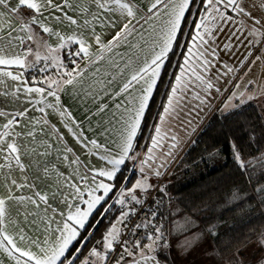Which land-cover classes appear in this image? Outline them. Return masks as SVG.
Here are the masks:
<instances>
[{"label":"snow or ice","instance_id":"snow-or-ice-1","mask_svg":"<svg viewBox=\"0 0 264 264\" xmlns=\"http://www.w3.org/2000/svg\"><path fill=\"white\" fill-rule=\"evenodd\" d=\"M242 3L243 0H206V2L201 0L200 6L205 9V15L196 14L199 23L192 24L195 35L188 34V39L192 44L190 47L184 45L186 56L181 53V41L185 35L182 26L183 28L188 27L185 15L186 13L189 17L193 15L190 7H196V0H170V8L167 4L164 5L168 9L165 13L168 18L162 20L163 27L157 33V38L151 46V58H146L143 66L132 71L130 78L121 89V92H128L135 85H140L141 94L129 101L132 104L131 108H125L128 115L122 117L123 124L117 144L118 152L115 154L98 144L96 140L87 141V137L81 140L82 133L78 134L68 123L71 120V113L67 109H60V97L57 95L61 80H50L48 83V87L55 88V90L48 91L47 95L55 97L56 104L46 102L44 88L25 87L23 89V93L28 97H31L33 93L40 97L37 100H28L33 107L43 105L37 109L43 114L40 118L30 117L31 109L7 112L0 108V117L3 118V122H0V249L11 257L15 264H90L88 259L81 262L79 254L88 237L91 236V230L101 220L95 219L93 224H88L89 218L102 202L105 206L101 209V213L110 212L112 205L107 203L110 198L109 194L115 195L113 189L117 188V175H122L121 166L126 161L136 159L137 136L141 131V124L149 109L153 93L157 90L158 81L163 86L162 71L167 77V71H164L165 62L169 60L170 54L173 58L180 54L183 66L178 65L179 75L173 76L174 86L169 85L170 95L167 96V107L163 108V115L159 117L161 127H155V137L151 140L152 146L148 149L147 158L141 162L142 179L136 180L135 184H129L127 189L117 188L119 196L115 202L120 205L121 215L104 237V252L101 253L93 248L89 254L90 257L105 262V264L109 259V253L116 254V264H124L125 257H132L131 264H149L150 261L153 264H161V261L150 253H155L159 247H169L162 243L165 239L162 226L152 224L153 234L147 237L150 243L146 244L145 248H141L139 242H133L132 247L137 250L133 252L127 247L126 241L122 244L121 228L117 225L124 224L130 216L136 215L135 205L143 203L142 198L137 195L138 191L148 193L152 187L148 183L145 166L153 160L154 149L167 135L162 131V126L176 111L182 99L181 94L194 82H198L196 86L203 85L206 91L213 87L212 83L206 80L200 71H197V68H200L206 73L212 65V60L207 57L210 55L215 58L217 55L215 48L209 45L210 40L213 42L215 40L213 32L217 28V25L212 22L233 20L229 12L237 16L243 15L253 23L249 35L264 38V32L255 27L261 25V20L246 11ZM161 4H164V0H153L147 8V12L152 15L145 19L139 14L138 4L133 0H0V85L5 84V78L26 83L22 72L15 74L7 69L29 67L26 60L29 55L33 54V50L28 48L25 52H19L17 49L26 40L36 42L33 26H37L43 33L56 37L58 43L55 48L45 45L48 51L47 56L36 52L37 62L51 59L56 65L62 66L59 57L51 54L59 52L69 44L78 46L73 52L75 57L89 62H98L104 59V52H111L114 48L128 43L129 37L136 32V26L142 19L145 23L151 19H162L160 17ZM260 8L264 10V3L260 4ZM45 13H48V16H45ZM46 20L55 21L56 24L67 22L69 26H75V29L71 34L63 35L60 31H55L53 27L48 26L45 23ZM118 24V30L108 43H104L101 35L96 34L97 25L102 28H116ZM153 30L155 31V28ZM86 32L91 34L94 44L98 46L96 52L90 51L93 44L89 43ZM19 33H24V35L21 36ZM255 42L259 44L260 40ZM168 67H172L171 63ZM83 71L77 65L73 71L65 72L63 75L67 79L63 80V83L73 85L83 75ZM20 93L21 89L17 87L14 91H0V97H4L5 100L10 97L15 102L20 100ZM254 98V96L249 97V99ZM197 99L200 97L197 96ZM3 103L4 101H0V104ZM201 103L205 101L201 100ZM117 108H120V105H117ZM47 109H52L63 118L68 132L76 138L77 143H82L85 148H88L89 154L95 155L100 150L106 153V155H101L100 159L105 160L110 167L99 170L89 169L92 173L91 177L79 169L74 172L73 177H68L59 171L49 160L53 146L48 138L55 136L58 140H62L63 137L59 135L60 130L46 119ZM103 109L104 106H101L100 110L103 111ZM21 121L24 123L21 124ZM71 124L79 128L75 120H71ZM172 140L175 141L176 137L173 136ZM176 146V143H173L171 147ZM64 151L70 153L72 149L65 148ZM235 158L241 169L252 166V162L246 164L239 152L235 153ZM63 159L67 161L68 156L64 155ZM73 163L79 165L81 163L79 157H76ZM155 174L159 176L160 172L156 171ZM76 176L79 177V182H74ZM121 183H123V178ZM261 191L264 194V189ZM52 201H58L64 207L53 206ZM101 213H97V216ZM152 215L154 218L155 214ZM103 218L101 216V219ZM149 223L141 222L135 224L134 228L146 229ZM186 223L191 226L194 222L186 221ZM86 225L89 231L84 232ZM180 227L183 228V226ZM26 228L32 230L31 235L25 231ZM82 232H84L83 236ZM36 233L40 235L37 236ZM198 240L199 234H194L191 240L181 245L182 255L186 257L195 251V248L200 246L196 243ZM117 244H122V251L119 253H117ZM245 247L248 246L245 245ZM215 251V249L205 250L203 255L211 257ZM137 254L139 259L136 258ZM212 258L215 259V257ZM91 264H95V261ZM163 264H170L167 257H164ZM223 264H264V233L259 234L256 245L251 248L250 255L246 256L243 251L237 249Z\"/></svg>","mask_w":264,"mask_h":264},{"label":"trees","instance_id":"trees-1","mask_svg":"<svg viewBox=\"0 0 264 264\" xmlns=\"http://www.w3.org/2000/svg\"><path fill=\"white\" fill-rule=\"evenodd\" d=\"M198 3L199 0H196V6ZM194 9L190 7L192 13ZM191 18L192 16L188 15L185 17L188 25ZM186 29L182 26L184 33ZM71 59L78 60L74 55ZM174 59L170 54L164 69L167 71V77L163 72V86L159 81L145 115L141 134L150 128L152 135L155 129L170 89L168 86L166 92L164 91L169 83ZM169 63L171 68L168 67ZM74 64L76 65V62ZM69 69L71 71L70 66ZM172 82L173 80L170 83ZM150 140L151 136L149 143ZM233 145L235 147H232ZM236 152H239L246 164L252 162V166L241 169L235 158ZM179 161L182 174L168 191L169 197L161 192L154 193L152 205L156 207L155 225L162 223L163 229L168 232L174 225L176 215L173 210L176 209L179 216H186L199 224L200 230L202 229L207 237V250H216L211 257L207 256L212 259L211 264H223L237 249L243 251L246 256L250 255L259 234L264 233V194L261 191L264 189V113L259 105L248 102L229 113L212 114ZM121 173L122 175H117V188H126L131 183V179L126 182V166ZM117 188L113 190L115 195L111 194L107 201L112 205L110 212L101 213L105 206L103 203L88 222L93 224L95 219L101 220L91 230V236L80 251L81 262L90 258L89 254L93 248H102L105 235L121 214L120 205L115 202L119 196ZM97 213L101 215L97 216ZM101 216L104 218L101 219ZM87 231L88 225L84 232ZM84 232L81 233L82 236ZM189 234L190 232L180 237ZM166 251L167 248L163 247L160 253H156L157 257L162 262L164 257H167L170 264H175L172 256L164 255Z\"/></svg>","mask_w":264,"mask_h":264},{"label":"crops","instance_id":"crops-1","mask_svg":"<svg viewBox=\"0 0 264 264\" xmlns=\"http://www.w3.org/2000/svg\"><path fill=\"white\" fill-rule=\"evenodd\" d=\"M133 2L138 4L140 10L139 14L145 19L152 15V13L147 12V8L150 7L153 0H133ZM165 4H167L169 8L171 7L170 0H164V4L160 5V17L162 19H151L148 20L147 23L142 19L136 26V32L133 36L129 37V42L114 48L111 52H104L103 60L89 62L79 57H75L78 59L75 60L76 67L78 65L79 68L84 71L83 75L80 76L73 85H66L63 83V80L67 79L63 74L67 71L70 72L69 59H71L73 52L78 46L69 44L59 52L51 54L59 57V60L62 61V66L56 65L51 59L47 61L40 60L37 62L35 60L36 52H39L42 56H47L48 51L45 45H51L55 48L58 46V43L56 37L43 33V31L37 26H33L36 33V42L26 40L25 43L20 45L17 49L19 52H25L28 48L33 50V54L29 55L26 60V64L29 65V67L26 69L16 67L7 69L15 74L22 72L23 79L26 83H20L5 78V84L0 85V91H14L15 88L19 87L21 89L20 100L13 102L10 97L6 100L4 97H0V101H4L3 104H0V108H3V110L7 112L31 109V111H29V116L34 119L40 118L43 114L37 109L43 107V105H36L33 107L31 103H28V100H37L40 99V97L35 93H33L31 97H28L23 93V89L25 87L44 88L46 102L56 104L55 97L47 95L48 91L55 90V88H49L48 83L50 80H61L60 88L57 90V95L60 97L59 107L61 110L67 109V111L71 113V120H75V122L79 124V128H75V125L71 124V120H69L68 123L78 134L82 133L81 140H83L84 137H87V141L96 140L98 144L109 149L112 154H115L118 152L117 144L119 143V132L123 124L122 117L128 115V113L125 112V108H131L132 104L129 101L133 97L141 94L140 85H135L133 88L129 89L128 92H121V89L123 84L130 78L132 71L143 66L146 58H151V46L157 38V33L163 27L162 20L168 18L165 15L168 10L164 7ZM69 14L75 15L73 13ZM45 16H48V13H45ZM45 23H47L48 26L53 27L55 31H60L63 35H69L75 29V26H69L67 22L64 24H56L55 21L46 20ZM118 28L119 24L116 28H102L97 25L96 34L101 35V39L104 43H108L113 38V35ZM153 28H155V31ZM19 35L23 36L24 33H19ZM85 35L88 38L89 43L93 44L90 51L96 52L98 46L94 44L91 34L86 32ZM17 43L19 42L17 41ZM137 45L138 47H135ZM129 61H131V63H129ZM126 65L128 66L126 67ZM162 75L163 71L161 77ZM109 81L111 82L109 83ZM158 84L159 81L157 86ZM154 94L155 91L153 96ZM117 105H120V108H117ZM101 106H104L103 111L100 110ZM46 111L48 112L46 119L51 125H54L60 130L59 135L63 137L62 140H58L55 136L48 138L53 146L52 155L49 157V160L59 171L63 172L68 177H73L74 172L79 169V171L84 172L91 177L92 173L89 169L99 170L101 168L110 167L105 160L100 159V156L106 155V153L100 150L95 155L89 154L88 148H85L82 143H77L76 138L68 132L67 128L64 126L63 118L60 117L57 112H53L52 109H47ZM0 122H3L2 117H0ZM143 122L141 124V130ZM23 123L24 122L21 121V124ZM17 130L20 131L21 129ZM140 134L141 131L138 133L137 139ZM87 141H84V143H87ZM88 147L90 148L91 145L89 144ZM65 148H71L72 152H65ZM64 155L68 156L67 161L63 159ZM76 157H79L81 161L79 165L73 163ZM127 162L128 161L121 166V171L127 165ZM74 182H79L78 176L74 177ZM111 194L112 193H110L109 196ZM52 203L53 206H58L59 208L64 207V205L58 203V201H52ZM103 203L104 202L101 204ZM100 205H98L97 208ZM157 224H159V222ZM25 231H28L30 235L32 234L30 228H26ZM36 235L39 236L40 233H36ZM165 239V244L169 245L168 241ZM148 243H150V241H144L142 248H145V245ZM101 245L102 248H104V242ZM33 250L35 251V248ZM157 252L158 250L155 253H150V255H155L157 260H160L157 257ZM136 258L139 259V256ZM92 260L94 261L95 259ZM131 261L132 259H125L124 264H131ZM0 264H15V261L0 249ZM149 264H153V262L150 261ZM161 264H163L162 261Z\"/></svg>","mask_w":264,"mask_h":264},{"label":"rangeland","instance_id":"rangeland-1","mask_svg":"<svg viewBox=\"0 0 264 264\" xmlns=\"http://www.w3.org/2000/svg\"><path fill=\"white\" fill-rule=\"evenodd\" d=\"M203 2H206V0H203ZM200 3L201 0H199L198 5L194 9L190 24L181 41V53L185 56L187 53L184 52V45L190 47L192 44L191 40L188 39V34L195 35L192 24L199 23V18L196 14L199 13L200 16L205 15V9L200 6ZM262 3H264V0H243L242 7L261 20V25H256L255 27L264 32V27H262L264 25V10L260 8V4ZM228 14L233 16V20L224 22L217 20L212 22L217 25V28L213 32L215 40L214 42L212 40L209 41L210 47L215 48L217 53L215 58L210 55L207 57L212 60V65L206 73L202 69L197 68V71H200L205 76V79L212 83L213 87L206 91L203 85L196 86L198 82H194L181 94L182 99L176 111L167 118L162 126V131L166 132L167 135L160 145L154 149L155 155L153 160L148 162V166H145L148 183L152 187L148 193L138 191L137 195L142 200L155 192H161L167 198L169 197L168 191L180 179V175L182 174L179 158L187 150L197 133L212 114H226L248 102L259 105L264 113V38L249 35L252 31L253 23L248 17L243 15L237 16L231 12ZM258 39L260 40L259 44L255 42ZM226 45L228 47H225ZM73 61L74 59L69 60L71 71L76 68ZM197 63L199 62L197 61ZM178 65L183 66L180 54L174 59L173 68L169 75V83L165 87V92L172 80L171 85L174 86L173 76L179 75ZM229 69L232 70L229 71ZM169 95L170 89L167 96ZM197 96L200 99H197ZM250 96H254L255 98L249 99ZM201 100H204L205 103H201ZM164 107H167V98ZM162 115L163 109L160 112V116ZM155 127H161L159 119ZM150 136L151 140L155 137V130H153L152 135L150 128L141 134L136 148V159L127 162V183L130 179V184H135L136 180L142 179L140 166L141 162L147 158L148 149L152 146L151 140L149 143ZM173 136L176 137L175 141L172 140ZM173 143L177 145L175 148L171 147ZM169 152H171L170 155ZM156 171L160 172L159 176L155 174ZM173 213L176 215V218L174 225L168 229V232L163 229L164 225L162 223L159 225L162 226L165 240L170 245L169 248L167 247L166 254L164 255L172 256L175 264H193V262L194 264H211L212 259L203 255L205 250H207V237L203 230H200L199 224L186 216H179L176 209L173 210ZM116 221L114 224H116ZM186 221H193L194 223L189 226ZM117 226L122 230L123 224ZM180 226H183V228ZM188 232H190L188 236L180 237ZM194 234H199V240L196 243L200 246L196 247L195 251H192L191 254L185 257L182 255L181 245L191 240ZM162 248L158 249L159 253ZM97 251L103 253L104 248ZM90 258L95 259V264H105V262L98 261L94 257ZM90 258L89 261L91 263L93 260ZM106 264L108 263L106 262Z\"/></svg>","mask_w":264,"mask_h":264},{"label":"built area","instance_id":"built-area-1","mask_svg":"<svg viewBox=\"0 0 264 264\" xmlns=\"http://www.w3.org/2000/svg\"><path fill=\"white\" fill-rule=\"evenodd\" d=\"M154 197V193H151L148 197L143 200L142 205H136V215L130 216L123 224L120 240L123 242H127V247L133 252H137L136 249L132 247L133 242H139L141 248L144 241H147V237L153 234L152 224H155V215H156V207L152 205V199ZM154 218H153V215ZM141 222H150L149 227L146 229H136L134 228L135 224ZM162 243L165 244V241ZM122 244H117V253L122 251ZM138 256V254H137ZM116 254L110 253L109 259L107 261L108 264H115L116 263ZM125 259H132V257H125Z\"/></svg>","mask_w":264,"mask_h":264}]
</instances>
